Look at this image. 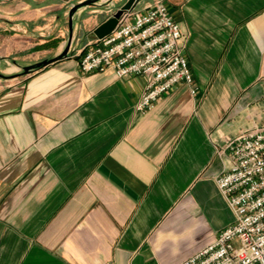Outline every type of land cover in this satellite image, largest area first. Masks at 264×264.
<instances>
[{"label":"crops","instance_id":"1","mask_svg":"<svg viewBox=\"0 0 264 264\" xmlns=\"http://www.w3.org/2000/svg\"><path fill=\"white\" fill-rule=\"evenodd\" d=\"M80 1L0 0V71L60 54ZM102 1L78 12L73 55L0 76V264H180L235 220L216 145L264 125V0H164L198 93L144 111L145 76L80 68L127 0Z\"/></svg>","mask_w":264,"mask_h":264},{"label":"built area","instance_id":"2","mask_svg":"<svg viewBox=\"0 0 264 264\" xmlns=\"http://www.w3.org/2000/svg\"><path fill=\"white\" fill-rule=\"evenodd\" d=\"M118 10L116 27L89 40L79 53L83 72L113 68L119 77L143 75L146 86L136 108L150 109L176 85L185 83L198 93L184 52V33L170 6L155 0ZM230 166L216 178L235 220L214 241L180 264H264V125H255L216 145Z\"/></svg>","mask_w":264,"mask_h":264},{"label":"water","instance_id":"3","mask_svg":"<svg viewBox=\"0 0 264 264\" xmlns=\"http://www.w3.org/2000/svg\"><path fill=\"white\" fill-rule=\"evenodd\" d=\"M140 0H127L125 4L119 9L120 11L126 10V9H131L133 8L137 2ZM109 4V1L103 2L102 0H83L80 2H72L70 5V9L68 11V26H69V32H68V41L66 44V47L64 50L58 54L57 56L46 58L44 60H41L39 62L29 64V65H24L21 67L20 72L16 74H4L0 71V76L5 77V78H12L20 75H25L29 74L33 71H36L52 62H55L59 59L69 57L73 55V49H72V44L73 40L76 34V24H77V14L78 12L85 7H90V6H105ZM118 23V12L112 16H110L105 22L100 24L95 30L94 33L96 34L97 37H104L108 33H110L117 25Z\"/></svg>","mask_w":264,"mask_h":264},{"label":"rangeland","instance_id":"4","mask_svg":"<svg viewBox=\"0 0 264 264\" xmlns=\"http://www.w3.org/2000/svg\"><path fill=\"white\" fill-rule=\"evenodd\" d=\"M139 7L140 8L143 7V3L141 5H139ZM63 28H64V35L61 37V39H63L62 41H65L66 42V40L68 38V33H67V30H68V22H67V19H65V21L63 23Z\"/></svg>","mask_w":264,"mask_h":264}]
</instances>
